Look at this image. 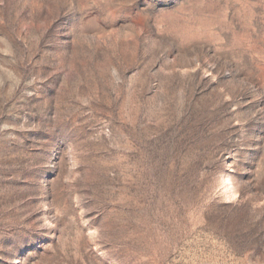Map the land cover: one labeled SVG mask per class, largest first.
<instances>
[{
    "label": "rangeland",
    "instance_id": "1",
    "mask_svg": "<svg viewBox=\"0 0 264 264\" xmlns=\"http://www.w3.org/2000/svg\"><path fill=\"white\" fill-rule=\"evenodd\" d=\"M0 264H264V0H0Z\"/></svg>",
    "mask_w": 264,
    "mask_h": 264
}]
</instances>
